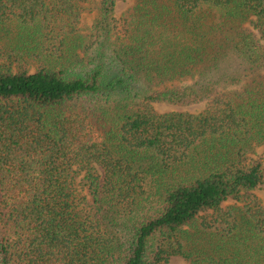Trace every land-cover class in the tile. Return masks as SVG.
<instances>
[{"label": "trees", "instance_id": "1", "mask_svg": "<svg viewBox=\"0 0 264 264\" xmlns=\"http://www.w3.org/2000/svg\"><path fill=\"white\" fill-rule=\"evenodd\" d=\"M117 3L0 0V264H264V0Z\"/></svg>", "mask_w": 264, "mask_h": 264}, {"label": "rangeland", "instance_id": "2", "mask_svg": "<svg viewBox=\"0 0 264 264\" xmlns=\"http://www.w3.org/2000/svg\"><path fill=\"white\" fill-rule=\"evenodd\" d=\"M127 3H128V0H118L117 7H116L117 17H120L122 12L127 8L126 7ZM93 22H94V13H87L82 24H83V27H86L88 29L92 26ZM1 62H2V60L0 59V65H1ZM236 62H237L236 60L228 61L225 65V69L230 71L234 67H238V64ZM203 107L204 106H202V105H198V106H190V107L181 109V108L172 107L168 104H155V108L161 112L170 111L173 109L199 111V110L203 109ZM251 156H253V158H255V159L256 158L264 159V146H262V145L258 146ZM249 193L252 194L253 196L257 197L264 204V182L261 183L255 190H252ZM1 198H2V193L0 191V199ZM236 202H237L236 199L231 198V199L227 200L226 202H224V206L226 207V206L233 204V203H236ZM167 264H191V262L181 255H173L170 257Z\"/></svg>", "mask_w": 264, "mask_h": 264}]
</instances>
